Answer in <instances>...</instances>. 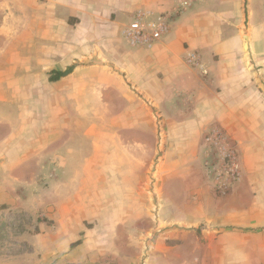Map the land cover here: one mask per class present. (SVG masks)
Segmentation results:
<instances>
[{"label": "crops", "instance_id": "obj_1", "mask_svg": "<svg viewBox=\"0 0 264 264\" xmlns=\"http://www.w3.org/2000/svg\"><path fill=\"white\" fill-rule=\"evenodd\" d=\"M138 13L148 34L163 22L149 46L126 36ZM81 126L102 154L76 161ZM212 127L237 150L241 177L226 191L205 166ZM159 139L142 193V156ZM96 172L154 213L141 250L127 235L98 251L86 239V264H264V0H0V198L40 191L56 225L39 251L81 258L71 245ZM126 198L108 218L123 231L145 223Z\"/></svg>", "mask_w": 264, "mask_h": 264}, {"label": "rangeland", "instance_id": "obj_2", "mask_svg": "<svg viewBox=\"0 0 264 264\" xmlns=\"http://www.w3.org/2000/svg\"><path fill=\"white\" fill-rule=\"evenodd\" d=\"M262 15L263 14L260 13L256 14L259 21L262 20ZM88 110L90 111L91 109ZM98 111L100 114V110L94 109L95 117L98 116ZM116 111H121V109H116ZM154 113L156 117H159L155 111ZM82 127L83 126L80 127V130L76 135L72 136L69 144L78 155V157H75L76 161L80 160L86 154L93 156L95 151L98 155L102 154L99 152L101 149V141H94V143L92 138H87L85 135H82ZM157 129L159 137L161 133L166 131L165 126L159 123ZM85 137L87 139H85ZM158 144L161 151H159L157 156L151 158L149 157V152H145L146 154H143L142 156V166L144 167L142 172L143 181L138 190L142 193L148 191L149 188H146V181L153 178L152 172L155 171L154 167L159 164L162 159L165 141L159 139ZM99 167V170H101L102 167ZM145 170L146 172H144ZM112 175L113 174H104L102 172H96L94 174L93 204L87 207V214L90 215L86 214V217L85 215H82V219L79 220V222L83 221V232L79 234V240H81L82 243L75 247L76 251L79 253L85 250L86 239L88 240V244L95 245L94 248L97 251L101 250L104 246L107 248L109 245H112L113 248L117 249V241H111V234L115 235L114 240H117L115 238L118 234L123 236L127 235L126 237L131 238V240L128 238L126 239L128 241L126 247L128 251L133 253L135 250H141V246H143L141 245V242L145 241L142 236L145 231H150L151 223L147 218H149V214L154 213L150 208V201L147 200L148 204L146 201L142 202V206H140V204L136 205L133 203V200L130 199L133 190L128 183L126 189L121 190L117 188V183H115L116 187H109L107 183L108 181L102 182L103 176H105L106 180H110L109 177ZM82 191V188L78 189V197L81 196ZM124 193L127 196V202H129L126 214H128V212L131 214L139 212L141 214V220L145 222L141 227H128V229H126L127 231H123L122 229L119 230L117 227V221L108 219L109 214L114 215L121 210L119 198L123 197ZM40 196L41 193L40 191L38 193L37 189L35 196H32L31 198L27 197L25 201L18 204L10 202L12 199L11 197L5 199L0 198V264H86V260L83 259L84 252L81 253V258L77 260H69L68 256H66L67 253L55 255L54 253H43V251H39V249H41L40 245L44 244L42 234L48 232L52 233V230L56 225L54 219L45 214V212H49L52 215V212L47 210V205L45 206V204L39 202ZM80 200L81 199L79 198V201ZM7 201H9V203H7ZM78 207H82L80 202ZM50 208H52V206H50ZM85 208L86 207H82L83 214H85ZM85 218H87V220ZM126 224L131 226L134 222H128ZM87 234L89 239L86 237ZM94 259V261H90L87 264H103L101 258L99 259L95 257Z\"/></svg>", "mask_w": 264, "mask_h": 264}, {"label": "built area", "instance_id": "obj_3", "mask_svg": "<svg viewBox=\"0 0 264 264\" xmlns=\"http://www.w3.org/2000/svg\"><path fill=\"white\" fill-rule=\"evenodd\" d=\"M143 15L138 13L127 31L126 36L132 42L141 46H149L161 39L163 22L151 23L148 34L143 22ZM207 175L214 177L218 189L226 191L232 183L241 177L238 167L237 150L233 147L222 130L212 127L205 136Z\"/></svg>", "mask_w": 264, "mask_h": 264}, {"label": "trees", "instance_id": "obj_4", "mask_svg": "<svg viewBox=\"0 0 264 264\" xmlns=\"http://www.w3.org/2000/svg\"><path fill=\"white\" fill-rule=\"evenodd\" d=\"M70 72H71V70H67L65 72H57V73H55L54 75L51 76L50 80L51 81L59 80L60 78L67 76ZM81 243H82L81 240H78L77 242L73 243L71 245V247L75 248V247L81 245Z\"/></svg>", "mask_w": 264, "mask_h": 264}]
</instances>
